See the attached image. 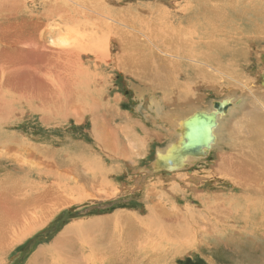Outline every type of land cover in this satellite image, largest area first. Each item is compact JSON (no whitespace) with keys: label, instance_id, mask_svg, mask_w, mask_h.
<instances>
[{"label":"bare ground","instance_id":"1","mask_svg":"<svg viewBox=\"0 0 264 264\" xmlns=\"http://www.w3.org/2000/svg\"><path fill=\"white\" fill-rule=\"evenodd\" d=\"M28 1L32 3L30 9L27 0H0V264L11 249L47 224L56 211L73 199L68 197L63 180L60 181L62 177L67 181L68 177L51 173L52 170L43 171L36 162L30 161L29 157L35 156L33 152H42L39 148L36 151L11 140L13 132L7 129L12 127L16 107L27 105L31 111L44 112L48 106L55 108L60 102L74 103L85 86L90 65L99 70L110 62L144 81L147 90L170 85V82L178 90L173 101L164 100L165 105L156 97L152 99L160 114L161 132L173 138V143L158 148L156 161L151 164V170L158 177L147 190L153 203L147 207L145 216L128 212L117 215L123 221H116V230H106L111 234L106 251L107 245L93 250L77 246L73 239L80 227L93 232L90 229L93 224L82 221L80 225L74 223L66 227L49 248L38 250L27 264H172L170 257L180 254L195 237L200 238L201 244L219 246L222 243L237 253L240 252L237 242L245 238L250 245L241 262L251 258L252 264H264V104L256 102L260 107L248 110V103L244 106L243 100L249 96L243 99L233 90L223 94L219 101L213 100L208 108L193 102L184 110L171 106L178 104L176 101L193 100L194 86L189 83V90L182 86L194 77L207 76L208 67L204 70L202 64L222 75L211 74L214 82L217 79L220 83L224 78L239 86L241 83L235 82L237 66L242 61L247 63L246 52L259 42V30H264V25L249 15H209L203 7L197 8L196 15H139L126 0H73L76 5L69 13L57 15L59 10L65 11L61 9L62 4L69 7L65 1L48 0L53 3L48 4L41 0L42 7L37 6L38 0ZM140 6L136 4V8ZM21 9L24 11L19 13ZM68 28L74 30L75 35L66 37L63 30ZM256 32L259 35L253 39ZM171 65L192 69L193 73L185 71L184 82L172 79L178 70ZM244 87L248 86L243 84L240 89L245 91ZM87 88L85 86L83 91ZM227 104L231 105L230 112L241 113L244 109V117L241 115L243 118L240 117L241 121L233 128L223 121ZM201 112L215 120L211 139L200 151L190 148L186 154L183 151L191 142L185 132L200 131L204 124ZM213 148L218 153L216 171L233 185L235 192L217 193L210 198L199 191L204 210L178 206L173 198L166 200L170 201L168 208L163 203L168 192L178 195L181 188L189 185L190 189L197 190L195 183L188 180L198 181L201 176L187 171L186 180L187 173H182V169L206 157L204 154H209ZM91 166L83 169L105 172L100 166ZM161 175L171 177L175 183L166 185ZM88 182L91 183V179ZM106 221L101 220V225L108 224ZM117 223L123 227L118 228ZM195 226L200 232L192 230Z\"/></svg>","mask_w":264,"mask_h":264},{"label":"rangeland","instance_id":"2","mask_svg":"<svg viewBox=\"0 0 264 264\" xmlns=\"http://www.w3.org/2000/svg\"><path fill=\"white\" fill-rule=\"evenodd\" d=\"M45 1L48 3V0ZM60 1H65L69 7L62 4L61 9L64 8L65 11L59 10L57 15L69 13L71 7L76 5L73 0ZM126 3L127 5H134L135 13L139 15H196L198 12L197 8L203 7L209 11V15H249L251 19H255L261 26L264 25V19L260 16L264 17V0H126ZM138 3L141 6L136 8ZM27 4L30 5L29 9L32 8V3L28 0ZM48 4L53 3L49 2ZM47 5L46 7H48ZM37 6L42 7L43 1L38 0ZM182 8L184 11H182ZM23 11L21 9L19 13ZM257 12L258 14L256 15ZM69 28L63 30V34L66 37L75 35V31ZM259 33L261 34L259 35L256 32V36L253 38L256 39L259 35L262 39H258L259 42L257 44L259 46H256V44L251 51L246 52L247 63L242 61L237 66L239 72L236 75L237 80L235 82L241 83L239 86L229 83L230 81L228 82L224 78H221L222 81L220 80V83L217 82V79L214 82L215 78L211 74L218 73V71L211 66L202 64L204 70L208 67L205 73H210V75L207 74L204 78L194 77L188 80L186 86H182L183 89L187 88V90H189L190 85L194 86L195 91L192 92L194 94H192L194 96L193 100L185 103L176 101L178 103L176 105L175 103L171 105L170 102L168 104L173 106L174 109L178 108L181 110L188 108V105L192 102L202 108H208L213 100H218L223 94H228L233 90L238 91L242 98L243 96H249L246 99L243 98L244 106H246L245 103H248V108L246 107L248 110L254 111V107H260L256 102L260 101L264 104V30L260 28ZM57 38L55 40H58ZM115 66L112 62L109 64L104 63L102 68L97 70L91 64L90 74H86L87 77L85 79L86 88L90 86L87 88L88 90L84 91L85 86L81 88L74 103L68 101L60 102L56 104L55 108L53 105L48 106L44 112L38 109L31 111V109L27 108V105H23V108L22 105L16 107L11 118L10 124L12 127L7 129L9 132H13L11 140L20 142L22 146L32 147L36 151L39 148L42 152H33L35 156H33L34 158L30 156V161L36 162L43 171L44 169L47 172L52 170L51 173H59L60 176L68 177L67 181L69 183L63 177L60 181L63 180V187L66 188L68 197L73 199H71L72 202L69 205H65L56 211L47 224L35 230L11 249L5 255L3 264H27L38 250L49 248L57 237L65 232L66 227L74 223L80 225L83 223L82 221H85L88 225L93 224L90 227L93 232L86 230L85 226L80 227L81 230L75 233V238L73 239V241H76L77 246H88L92 250L97 247H105L111 242L109 238L111 234L107 233L106 230H116V221H123L122 218L118 219V214L124 212L139 216L147 214V207L153 203L151 201L152 198H149L152 196H149L147 190L149 185L158 178L155 176L157 174L154 173V170H151V164L156 161L158 148H163L173 141V138L168 134L161 132L160 119L158 118L160 114L157 113L156 106H153L152 99L156 97V100L163 105L164 100L173 101L172 97L176 96L178 90L174 88L175 86L171 82L170 85H160V87H155V89L149 88L147 90L144 81H140L141 79L132 74L130 76V74ZM173 67L178 70V73L176 72L174 77L171 76L172 79L176 78L184 82L186 79L185 71L187 74L193 73L192 69L185 68L184 70L183 68L178 69L176 66ZM95 82L98 85L94 86ZM243 84L248 86L243 88L245 91L240 89ZM248 89L250 91L253 90L251 94ZM82 91L83 93H81ZM250 105H252V108ZM230 107V104L225 106L223 121L227 127L233 128L244 117L242 113L244 109L240 110L241 113L239 111L230 112ZM263 108L262 112L264 113ZM46 115L48 117L44 118L43 116ZM262 122L264 123V120ZM130 153L131 155H129ZM11 154H14V152L11 151ZM204 156L206 157L197 159L193 164L182 169V173H187V171L195 172L198 176H201L198 181H195V179L188 180V173L187 177L185 176L186 180L195 183L194 186L196 185L197 190L190 189L189 185L183 187L184 189L181 188V192L178 195L174 194V191L168 192V196H164L163 201L168 208L170 207V201L166 202V200L173 198L178 206L184 208L191 206L204 210L201 194L213 198L217 196V193L224 195L235 192L233 185L228 180L220 177L216 171L217 150L213 148L209 154H204ZM92 164L104 168L105 172L109 171L110 174L102 173L103 169L99 172L95 170V173L98 172L96 176L92 171L83 169L87 166L90 167ZM144 169L148 170L149 173ZM164 175L161 176H163L162 178L165 180L166 185L175 183L173 182L174 179ZM101 176L104 179H101ZM141 178L143 179L140 180ZM90 179L91 183L88 182ZM199 191L201 194L198 193ZM199 199H202V202ZM99 204L107 207H98L83 215L75 214ZM108 217L111 219H108ZM103 219L107 220L106 223L108 224L105 225L106 227L103 224L101 225L100 221ZM95 223L96 225H94ZM117 224L118 228L123 227L120 223ZM192 230L200 232L198 226L193 227ZM99 235L103 237L101 238ZM242 239L241 243L237 242L239 245L237 248L240 250L237 253L233 248L228 249L222 243L219 246L201 244L199 243L200 238L195 237V240L184 248L185 250L180 251L181 253L174 258L170 257V259L173 261L172 264H252L251 258L241 262L244 255L248 254V245H250L247 239ZM79 240H83V244L77 242ZM107 247L108 245L105 247V251Z\"/></svg>","mask_w":264,"mask_h":264},{"label":"water","instance_id":"3","mask_svg":"<svg viewBox=\"0 0 264 264\" xmlns=\"http://www.w3.org/2000/svg\"><path fill=\"white\" fill-rule=\"evenodd\" d=\"M218 106V104H217ZM201 116L203 117V122L204 124L202 126H200V131L196 132V133H192L189 132L188 130H186L185 132V137L188 139V141L191 142L190 146H186L184 149V153L188 154L190 148L193 149L194 152H198L202 149L203 146H208L209 141L211 139V128L213 127V125L215 124V120L213 118V116L201 112L200 113ZM193 139V141H192ZM192 146V147H191ZM106 208V205H98V206H92L89 207L87 209H85L84 211H80V212H76V215H83L86 214L87 212L91 211L92 209H96V208ZM73 210V209H71Z\"/></svg>","mask_w":264,"mask_h":264}]
</instances>
